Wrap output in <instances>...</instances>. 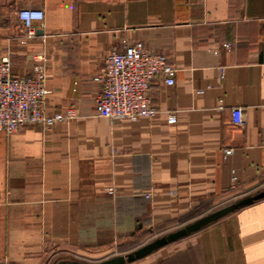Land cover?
<instances>
[{"label": "crops", "instance_id": "obj_1", "mask_svg": "<svg viewBox=\"0 0 264 264\" xmlns=\"http://www.w3.org/2000/svg\"><path fill=\"white\" fill-rule=\"evenodd\" d=\"M26 7L45 12L33 37ZM135 42L165 53L176 82L153 80L154 117L114 122L94 77ZM5 57L16 75L41 60L48 113L75 115L0 130V264L142 246L264 190V0H0ZM127 264H264V198Z\"/></svg>", "mask_w": 264, "mask_h": 264}, {"label": "built area", "instance_id": "obj_2", "mask_svg": "<svg viewBox=\"0 0 264 264\" xmlns=\"http://www.w3.org/2000/svg\"><path fill=\"white\" fill-rule=\"evenodd\" d=\"M19 19L26 37L37 33V22L44 26L43 9L22 8ZM160 77L167 85L176 82V68L165 53L150 50L141 42L115 48L105 57V66L94 80L102 84L96 97V112L114 122L136 121L142 117L152 118L158 113L153 99V80ZM48 74L45 64L37 60L28 75H16L8 57L0 61V130L13 134L27 126L38 124L50 129L58 123L72 119L75 111L67 113L47 111L50 90L47 87ZM233 123H245L243 107L232 109ZM170 123L177 122L176 114H169ZM225 155L234 153L233 147L225 148ZM109 192L114 193V188ZM147 196H150L149 194Z\"/></svg>", "mask_w": 264, "mask_h": 264}, {"label": "water", "instance_id": "obj_3", "mask_svg": "<svg viewBox=\"0 0 264 264\" xmlns=\"http://www.w3.org/2000/svg\"><path fill=\"white\" fill-rule=\"evenodd\" d=\"M264 198V190L260 191L254 195L244 197L242 199L236 200L232 203H229L225 206H222L194 221L188 223L187 225L178 228L174 231L161 235L152 241L140 246L139 248L128 252L127 254H119L109 258L104 259L103 261L96 264H127L139 260L148 256L149 254L157 251L158 249L175 242L181 238L191 235L204 227L210 225L213 222L218 221L224 216L238 210L239 208L250 204L256 200ZM58 264H92L84 262L81 260H62Z\"/></svg>", "mask_w": 264, "mask_h": 264}, {"label": "rangeland", "instance_id": "obj_4", "mask_svg": "<svg viewBox=\"0 0 264 264\" xmlns=\"http://www.w3.org/2000/svg\"><path fill=\"white\" fill-rule=\"evenodd\" d=\"M128 242L116 243L111 245H106L102 247H97L91 250H85V253L80 254L75 247H70L66 253L54 254L52 255L51 261L46 264H58L60 260H81L84 262L96 264L103 261L106 258L119 255L127 254L141 245H128Z\"/></svg>", "mask_w": 264, "mask_h": 264}]
</instances>
